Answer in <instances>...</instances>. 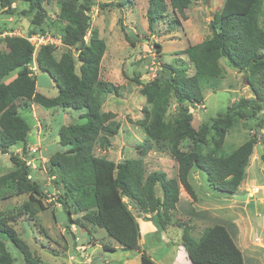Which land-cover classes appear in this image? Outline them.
Listing matches in <instances>:
<instances>
[{"label": "trees", "instance_id": "trees-1", "mask_svg": "<svg viewBox=\"0 0 264 264\" xmlns=\"http://www.w3.org/2000/svg\"><path fill=\"white\" fill-rule=\"evenodd\" d=\"M15 1L0 0V4L9 9ZM22 1L33 13L31 22L35 28L30 35L43 37L48 36L43 27L47 17L44 4H58V17L65 22L59 40L63 46L77 52L80 67L77 74L70 51L56 58L53 44L35 48L29 38H4L5 49L0 52V153L8 154L17 144H22L23 154L26 152L31 130L18 114L17 101H30L46 109L58 107L82 112L79 119L85 122L61 127L58 144L64 151H56L48 159L50 174L62 186V194L57 199L69 224L74 223L70 219L72 208L75 213H83L85 223L103 229L122 250L140 251L139 225L124 199L141 213H155L153 224L163 230L169 213L179 201L181 187L193 202L196 200L189 182L192 170L202 172L208 185L219 193L233 195L237 192L255 140L246 141L228 155H223L222 151L229 129L241 121L244 114L255 115L264 109V29L259 26L264 0H225L219 15L208 24L210 39L190 45L182 52L186 62L179 61V67L161 65L151 81L133 80L141 87L140 94L148 105L142 109L143 119L138 122L144 129L145 139L136 146L137 157L117 163L93 154L96 144L101 150H107L110 138L120 129L115 114L103 112L101 108L103 96L117 90L98 78L105 43L97 32L90 31L88 13L93 0ZM192 1L196 0H168V3L148 0L149 28L165 16L169 7L184 18ZM175 20L169 22L174 25ZM88 34L91 37L86 42ZM221 58L243 76L253 98L240 100L230 110L194 128L185 102L202 101L203 88L216 89L223 75ZM33 66L53 81L57 88L55 97L36 92ZM188 66L193 71L190 75ZM12 72H16L15 78L4 83ZM171 103L175 105L176 116L166 120ZM256 127L264 130L262 116H258ZM162 143H166L177 164L176 175L168 179L163 172H151L144 178L143 157L155 144ZM9 160L14 169L0 176V200L27 193L29 203L43 211L46 206L40 201L42 188L31 180L26 161L11 153ZM157 185L161 198L155 196ZM26 208L33 213L30 205ZM181 240L191 264H244L240 249L222 225L205 228L198 240L193 239L185 227ZM6 243L22 255L23 264H41L0 213V264H14ZM140 252L139 264H156L145 252Z\"/></svg>", "mask_w": 264, "mask_h": 264}, {"label": "rangeland", "instance_id": "rangeland-1", "mask_svg": "<svg viewBox=\"0 0 264 264\" xmlns=\"http://www.w3.org/2000/svg\"><path fill=\"white\" fill-rule=\"evenodd\" d=\"M224 1H192L184 12V18L169 7L165 16L155 21L151 29L146 17L148 0H93L94 5H91L88 13L90 31L97 32L105 43L98 78L117 90L103 96L101 108L103 112L114 113L115 120L120 124L117 135L110 138L107 150H101L96 144L93 150L95 156L115 163L137 157L136 146L145 139L144 129L138 122L143 119L142 109L148 105L140 94L141 87L133 80L137 78L141 83L151 81L157 76L161 65L179 67V61L186 62L182 52L190 45L210 39L208 24L214 16L219 15ZM44 7L47 17L43 27L48 37L39 39L35 37L37 35H30L35 26L31 22L33 13L28 10L25 1L16 0L9 9L0 4V52L5 49L4 38L7 36L29 38L39 46L47 41V44L53 42V55L59 58L61 53L70 51L78 74L80 62L76 59L77 52L63 46L59 40L65 22L58 17V4L53 2L44 4ZM174 19L176 23L173 25L169 21ZM259 26L264 29V3ZM90 37L91 34H88L85 41L88 42ZM37 39L43 41L38 43ZM220 66L223 75L216 89L203 88L202 101L185 102L192 114L194 128L230 110L240 100L253 98L243 76L233 70L225 58L220 59ZM31 69L36 79V92L48 98L55 97L57 88L50 77L35 66ZM187 70L189 75L192 74V68L188 66ZM15 73L9 74L3 82L13 80ZM16 105L18 114L31 130L28 145L25 154L22 144L11 147L8 154L0 153V176L14 169L9 160L10 153L23 158L31 171V180L37 181L42 188L40 201L46 208L37 210L34 203H29L28 194L25 193L0 200V213L41 264H139L140 251L147 253L156 263L170 264L177 257L178 264H191L182 247L181 237L186 227L191 237L198 240L201 226L194 225L188 214L193 216L206 207L214 210L216 216L213 217L215 219L211 216L205 219L201 217L205 224L219 222L224 217L226 221L223 225L231 238L234 240L240 236L238 245L245 259L252 261L256 255L257 259L260 258L259 264H264V130L256 127L258 116L264 118V109L259 114H244L225 137L223 155L230 154L250 139L255 140L243 181L235 194L219 193L204 181L205 188L201 186L202 189H198L199 201L190 200L191 205L185 204L180 210H176L175 206L163 230L156 229L153 224L155 213H141L124 199L140 230V251H129L122 250L103 229L85 223L83 213H75L72 208L70 219L74 223L69 224L68 216L57 199L62 194V186L50 174L48 159L54 152L64 151L58 144L61 127L85 122L79 119L82 112L58 107L46 109L30 101H17ZM175 116V105L171 103L166 120H173ZM175 171L177 164L168 152L166 143L155 144L151 152L143 157L144 178L151 172H163L170 179L176 175ZM205 193L211 197H203ZM155 196L162 197L158 185ZM28 205L33 213L26 208ZM6 247L14 258V264H23L22 255L10 243H6Z\"/></svg>", "mask_w": 264, "mask_h": 264}, {"label": "crops", "instance_id": "crops-1", "mask_svg": "<svg viewBox=\"0 0 264 264\" xmlns=\"http://www.w3.org/2000/svg\"><path fill=\"white\" fill-rule=\"evenodd\" d=\"M173 165L171 164V167H172ZM176 170V169H175ZM176 172V171H175ZM174 172V175L176 174ZM200 172V171H199ZM204 181H206V178H205V176H204V174L202 173V172H200V173H198V171L197 170H192L191 171V176H190V178H189V182H190V184H191V186H192V188H193V190H194V192H195V195H196V199L199 201V199H200V196H199V194H198V189L200 190V189H202L203 187L205 188V186H204ZM243 181V180H242ZM206 183H207V181H206ZM208 184V183H207ZM201 186H202V188H201ZM202 191V190H201ZM205 191H207V189L205 190ZM200 192V191H199ZM201 193V192H200ZM203 197H205V198H209V197H211V195H207V193H205V195H203ZM190 198H189V196L184 192V190H183V188L181 187L180 188V192H179V201L177 202V204L175 205L176 206V210H180L185 204H187L186 206H188L189 204H190ZM191 203H193L192 201H191ZM182 205V206H181ZM191 205V204H190ZM191 207H193V209L195 210V211H199V210H197V209H195V207L194 206H191ZM214 209H216V207L215 206H212ZM189 212V211H188ZM191 212V211H190ZM188 215H190L189 217H190V219H192V221H193V223H194V225H198V226H201V229L199 228L198 229V232L200 233V234H202V232L204 231V229L205 228H207V227H211V226H213V225H216V224H218V225H222V226H224L223 224H225V223H223V222H225L226 221V219H223L224 217H222L221 218V220L219 221V222H216V223H209V224H205V222H204V220H202L201 219V217H203L204 219H205V217H208V216H211V218H213V217H215L216 216V212H214V210L213 211H210L209 210V208H202L201 209V211H200V213H198V214H195V215H193V216H195V217H200V218H193V216H191V214H188ZM213 219H215V218H213ZM151 227H153L152 226V224H149ZM225 227V226H224ZM226 228V227H225ZM227 229V228H226ZM201 236V235H200ZM199 236V237H200ZM231 236V235H230ZM237 236V235H236ZM239 237L240 236H237L236 237V239L234 238V243L236 244V246L240 249V251H241V253H242V256H243V260H244V264L245 263H248V264H255L254 262H256V264H259L261 261H260V258L259 259H257V257H256V255L254 256V258H253V260L252 261H249V260H247V258L245 259V256H244V252H243V250L239 247ZM176 246V245H175ZM174 246V247H175ZM184 249V248H183ZM184 252H185V249H184ZM147 254V253H146ZM185 254H186V252H185ZM187 255V254H186ZM149 256V255H148ZM140 257V256H139ZM151 257V256H150ZM175 258H177V257H174L173 259H172V261H171V263L170 264H178L179 262H177V260L178 259H175ZM151 259L153 260V258L151 257ZM154 261V260H153ZM155 262V261H154ZM156 263V262H155ZM156 264H160V263H156Z\"/></svg>", "mask_w": 264, "mask_h": 264}, {"label": "built area", "instance_id": "built-area-1", "mask_svg": "<svg viewBox=\"0 0 264 264\" xmlns=\"http://www.w3.org/2000/svg\"><path fill=\"white\" fill-rule=\"evenodd\" d=\"M36 38H39V39H45V38H47L48 36H46V37H43V36H35ZM39 39H37L38 40V43L39 42H41V41H43V40H39ZM29 41L34 45V47L35 48H37V47H39V45H35L33 42H32V40L31 39H29ZM47 43H48V41H47ZM47 43H45V44H43V45H48ZM49 44H53V42H51V43H49ZM42 45V46H43Z\"/></svg>", "mask_w": 264, "mask_h": 264}]
</instances>
